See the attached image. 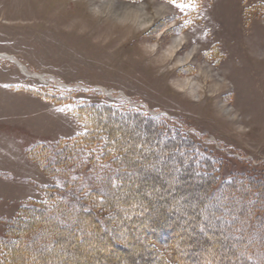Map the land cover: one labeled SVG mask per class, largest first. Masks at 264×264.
I'll return each mask as SVG.
<instances>
[{"label": "rangeland", "instance_id": "obj_1", "mask_svg": "<svg viewBox=\"0 0 264 264\" xmlns=\"http://www.w3.org/2000/svg\"><path fill=\"white\" fill-rule=\"evenodd\" d=\"M201 5L202 0H0V167L12 175L31 177L25 165L35 164L26 154L21 157L22 145L25 152L38 143L75 137L83 131L79 109L109 106L157 119L164 131L178 133L199 155L214 160L213 167L225 180L236 175L264 180V0H240L238 27L228 31L206 23L200 30ZM204 70L211 78L203 76ZM187 81L199 86V97L188 95L187 86H176ZM100 118L106 117L101 113ZM108 121L126 147H142L143 156L153 152L159 157L151 166L136 163L139 181L141 177L146 181L143 189L134 192L133 210L144 203L139 196L159 190L165 193L158 200L201 197V190L194 187L196 179L177 177L183 167L176 160L183 150L171 152L165 161L164 151L148 147L147 128L130 120ZM184 162L188 165V158ZM42 173L37 174L47 179V186L59 184ZM0 177L11 180L5 174ZM93 178L90 173L81 182L87 187ZM32 180L41 183L35 176ZM18 184L0 186L8 194L0 200V238L6 221L21 206L44 198V187L37 186L40 191H33V196L26 191L30 199L16 209L20 193L14 202L8 196L15 188L25 190ZM124 184L131 190L136 183L129 179ZM178 201L169 208L187 212L182 228L191 242L210 238V253L223 255L233 249L231 241L242 239L241 233L227 231L225 224L208 225L203 234L194 235L201 226L195 223V214H189L195 206ZM13 208L15 213L10 212ZM226 211L216 219L233 221L231 211ZM262 230L264 224L256 233ZM213 234L220 243L214 242ZM137 235L123 237L132 244L125 257L110 255V247L95 241L78 246L71 237H63L47 250L46 264H160L158 258L175 263L159 242L151 244L157 258L144 253L133 244ZM204 245L196 254L207 249ZM96 250L104 251L105 259L97 261ZM258 257L264 262V251Z\"/></svg>", "mask_w": 264, "mask_h": 264}, {"label": "trees", "instance_id": "obj_2", "mask_svg": "<svg viewBox=\"0 0 264 264\" xmlns=\"http://www.w3.org/2000/svg\"><path fill=\"white\" fill-rule=\"evenodd\" d=\"M78 111L77 119L83 129L80 134L53 144L38 143L25 151L30 161L59 184L44 187L42 201L27 202L13 219L6 221V231L0 238V264H46L47 250H53L67 236L78 246L95 241L110 247V255L119 257V253L125 257L132 244L125 242L123 237L134 236L135 232L138 235L133 244L152 255L153 259L157 257L151 244L159 242L169 249L174 264H264L258 257L264 251V230L256 233V229L264 224L262 177L236 175L223 179L213 167L214 160L202 157L189 141L171 130L164 131L161 122L142 113L109 106L82 107ZM101 113L106 118L101 119ZM107 119L118 122L130 120L136 126L147 128L148 147L164 151L165 161L171 152L183 150L181 158L176 160L177 166L181 164L183 167L177 170V177L196 179L194 187L201 190V197L158 200L159 194L165 193L159 190L157 194L151 192L139 196L144 203L133 210L130 203L135 200L134 192L143 189L142 182L146 181L142 177L139 181L141 175L136 172V163L142 161V166H151L159 157L152 151L143 156L142 147H126L124 139L118 141L112 123ZM187 158L188 165L184 162ZM162 166L165 167L164 162ZM90 173L95 174V178L85 187L81 179ZM129 179L136 183L131 190L124 184ZM121 191L125 194L121 198L116 197ZM178 200H182L184 206L188 203L195 206L189 214H195V223L201 226L193 230L194 235L203 234L207 231L204 227L208 225L225 224L227 231L232 230L236 235L241 233L242 239L235 237L239 242L231 241L233 249L223 255L210 253V238L191 242L182 228L187 224V220L184 222L187 212L169 208ZM150 201L155 204L151 206ZM208 203L211 207L207 206ZM226 209L231 211L233 221L217 220V216L227 213ZM84 229L87 232L84 233ZM252 235L255 236L254 241L251 240ZM212 236L214 242H221L215 238L216 234ZM202 245L207 249L196 254ZM94 252L97 261L105 259L104 251ZM31 256L36 261H29ZM158 261L171 264L163 258H158Z\"/></svg>", "mask_w": 264, "mask_h": 264}, {"label": "crops", "instance_id": "obj_3", "mask_svg": "<svg viewBox=\"0 0 264 264\" xmlns=\"http://www.w3.org/2000/svg\"><path fill=\"white\" fill-rule=\"evenodd\" d=\"M197 14L200 20V23H199L200 30H202V26L206 23V24H209V26H216L218 28L228 31L231 28L238 27V22L241 17L240 16V0H202V5L199 8ZM217 19H221L222 23L219 24ZM229 19H231V21H228ZM233 20H234V23L232 22ZM24 150H25L24 146L22 145L21 146V152H22L21 157L22 158L25 157ZM29 163H30V166H27V165L25 166L30 171L31 177H26L25 175H21V176L12 175L8 171H6L4 168L0 167V173L5 174L11 178L10 182H8L7 180H4L3 178L0 177V186H2V184H5V183L12 184L13 182H16V183H19L18 185L25 187V190H19L18 188H15L13 194L8 196L14 202L15 197L18 196V194L20 193L19 198L16 199V201H18V205L16 206V209L20 204L30 199L27 197L25 193L26 191L31 196H33L32 192L39 190L37 186L46 187L47 185H49V182L47 181L45 177L43 178L39 176V174H37L38 172L40 173L42 172L31 162ZM35 168L37 170H35ZM34 176L35 178L39 179L41 183H36L35 181H33L32 178L34 179ZM6 195L8 194L5 193L4 191H0V200L2 199L3 196H6ZM16 209L13 208L12 210H10V212L15 213Z\"/></svg>", "mask_w": 264, "mask_h": 264}, {"label": "bare ground", "instance_id": "obj_4", "mask_svg": "<svg viewBox=\"0 0 264 264\" xmlns=\"http://www.w3.org/2000/svg\"><path fill=\"white\" fill-rule=\"evenodd\" d=\"M136 19V18H135ZM182 41H184V38H183V40ZM193 51H195V48L192 50V52ZM190 56V54H188L187 55V59H188V57ZM186 61V60H185ZM15 63L19 66V68L21 69V71L22 72H25V69L17 62V61H15ZM202 70V69H201ZM206 70H207V68H206ZM206 70H204V72H203V76L207 79V78H211V76H209V72H207ZM202 73V72H201ZM200 76V75H199ZM202 77V76H201ZM222 79H223V81L224 80H226V77L225 76H223V75H221L220 76ZM219 81V80H218ZM223 81L221 82V84H223ZM207 82V81H206ZM216 82V81H215ZM195 83V82H194ZM198 83V82H197ZM226 83V82H225ZM218 84V82H216V85ZM215 85V86H216ZM177 87H179V88H181V89H183L185 86H187V91H186V93L188 94V95H197V97H199L200 96V93H198V85L197 84H192V83H190L189 81H187V83L186 84H182V83H177V85H176ZM214 86V85H213ZM220 86V85H219ZM217 88V87H216Z\"/></svg>", "mask_w": 264, "mask_h": 264}, {"label": "snow or ice", "instance_id": "obj_5", "mask_svg": "<svg viewBox=\"0 0 264 264\" xmlns=\"http://www.w3.org/2000/svg\"><path fill=\"white\" fill-rule=\"evenodd\" d=\"M170 2H173V3H174V2H175V0H170ZM178 6H180V7H183L182 5H178ZM61 111H62V110H61Z\"/></svg>", "mask_w": 264, "mask_h": 264}]
</instances>
